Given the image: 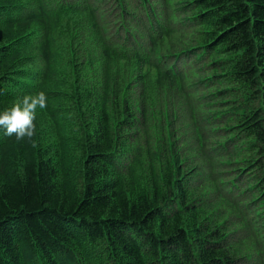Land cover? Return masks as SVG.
<instances>
[{"label": "trees", "instance_id": "trees-1", "mask_svg": "<svg viewBox=\"0 0 264 264\" xmlns=\"http://www.w3.org/2000/svg\"><path fill=\"white\" fill-rule=\"evenodd\" d=\"M0 264H264V0H0Z\"/></svg>", "mask_w": 264, "mask_h": 264}, {"label": "clouds", "instance_id": "clouds-1", "mask_svg": "<svg viewBox=\"0 0 264 264\" xmlns=\"http://www.w3.org/2000/svg\"><path fill=\"white\" fill-rule=\"evenodd\" d=\"M48 97L44 91L26 94L0 112V129L16 142L31 141L36 134L37 109L47 108Z\"/></svg>", "mask_w": 264, "mask_h": 264}]
</instances>
